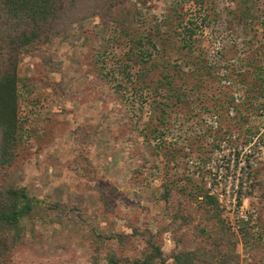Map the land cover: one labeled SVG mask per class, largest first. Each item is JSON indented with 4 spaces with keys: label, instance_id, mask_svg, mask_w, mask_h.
<instances>
[{
    "label": "rangeland",
    "instance_id": "1",
    "mask_svg": "<svg viewBox=\"0 0 264 264\" xmlns=\"http://www.w3.org/2000/svg\"><path fill=\"white\" fill-rule=\"evenodd\" d=\"M71 13L18 59L21 132L0 194L23 190L34 208L0 230V264H134L156 249L154 264H264V113L247 140L226 119L264 104V0H83Z\"/></svg>",
    "mask_w": 264,
    "mask_h": 264
},
{
    "label": "trees",
    "instance_id": "2",
    "mask_svg": "<svg viewBox=\"0 0 264 264\" xmlns=\"http://www.w3.org/2000/svg\"><path fill=\"white\" fill-rule=\"evenodd\" d=\"M82 1L83 0H0V168L13 165L15 161V150L18 147L21 132L22 122L18 108V59L27 51L33 49L34 45L47 43L48 41L51 42L54 35L61 36V34H65L68 23L79 22L80 19L73 17L74 13L70 14V12L73 9H76ZM118 1L123 2L126 0ZM110 3L113 6L116 5L113 1H110ZM102 6L108 5L102 3L101 7ZM91 8L98 9L94 5H91ZM108 17L109 16L106 15L105 18ZM110 18H114V15ZM118 18L119 16H117V19ZM183 30L185 31L184 28ZM186 31L190 33V40L186 42L185 45L190 51H193V42L191 41V38H193L194 32L190 30ZM175 34L178 35V37L184 35L183 32H175ZM138 43H140V41H138ZM6 57H8V61L10 62L9 64L7 63L8 65H5ZM238 60L243 62L240 58H238ZM187 62L192 66H196L197 64L194 60ZM247 63L256 66V62L253 60ZM240 66L241 65H239V67ZM171 68V66H167L166 71ZM226 69L229 71V74L227 71L228 75L226 80L231 83L235 82L233 85L240 87L242 85V80L240 78H242L245 71L241 73L237 70L236 72L235 69L239 68L233 65ZM203 73H199L198 78H200ZM225 75L226 74H222L223 77H225ZM163 77V81H161V84L159 83L158 86L160 90L172 85L169 76L164 75ZM229 87H231L232 90L233 86ZM231 95H233V92ZM259 97L264 98L263 91L258 92V95L255 96V98ZM232 99H234V96H231V100ZM227 103H230L231 105V102ZM251 104L246 106L245 110L247 112H242L243 114L241 113V115L239 113L241 111L236 106H233V108L229 107L228 111H230V115L226 118L231 125L234 121L237 122L236 125H239L241 130L239 137H243L246 140L250 135L245 137L244 132L245 134H249L254 128V125L251 124L253 123L251 118H256V121H259L260 119L257 116L259 111L264 113V104L263 106L253 105L256 108L255 110L254 107H251ZM223 105L224 103L220 106L222 107ZM218 108L221 109L220 107ZM217 113L218 111L214 112V118L217 117L216 119L221 123L222 117L216 116L218 115ZM220 127V129H224L223 124L220 125ZM256 131H259V129H256ZM231 139L232 137H228L227 139L224 137V134H222L215 136L214 143L217 141L215 146L221 147L223 141H230ZM219 140L222 141L219 142ZM254 169L257 170L256 168ZM7 193L9 198L6 197L5 199H3L2 194H0V230H14L18 232L21 227L22 219L29 215L34 207L31 205L32 201L28 199L29 197L25 191L9 190ZM207 198L210 197L207 196ZM210 199L214 200V198ZM22 203L24 204L20 207V204ZM18 238L19 235L17 234L15 236L16 241ZM214 243L215 245L219 244V247L212 251L221 254V249L224 247L222 242L214 240ZM194 258L195 257L192 253L186 252L176 256L174 261L175 264H192ZM156 259H161V251L159 249H156L153 255L149 254L146 256L145 260L136 261L134 264H154ZM224 259L217 263L230 264L229 259H227V261Z\"/></svg>",
    "mask_w": 264,
    "mask_h": 264
},
{
    "label": "built area",
    "instance_id": "3",
    "mask_svg": "<svg viewBox=\"0 0 264 264\" xmlns=\"http://www.w3.org/2000/svg\"><path fill=\"white\" fill-rule=\"evenodd\" d=\"M240 186V185H239Z\"/></svg>",
    "mask_w": 264,
    "mask_h": 264
}]
</instances>
